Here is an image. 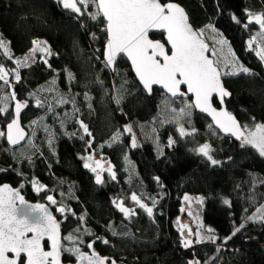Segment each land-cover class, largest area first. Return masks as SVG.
Wrapping results in <instances>:
<instances>
[{
  "label": "trees",
  "instance_id": "obj_1",
  "mask_svg": "<svg viewBox=\"0 0 264 264\" xmlns=\"http://www.w3.org/2000/svg\"><path fill=\"white\" fill-rule=\"evenodd\" d=\"M173 2L186 10L196 30L212 24L228 41L239 62L253 73L223 76L231 93L226 108L241 126H248L242 130L249 131L255 124L264 123V63L248 46L259 24L245 21L248 12L264 13V0ZM95 11L90 6L79 15L63 8L57 0H0V36L9 43L12 57L23 56L37 39L46 41L51 52L47 58H37L19 69L20 80L11 83L18 100L31 103L40 93L43 106L31 108L29 104L22 114L30 112L38 119L33 143L28 144L25 152L19 155L20 146L11 149L4 139L0 140V183L20 187L27 195L34 179L55 189L71 209L66 222L60 224L62 237L69 230L84 240L83 244L75 242L81 249L88 250L85 241L94 242L95 251L122 264H188L189 260L203 262L208 256L216 257L213 264H264V221L248 219L264 205V157L251 145L242 146V142H234L209 128L210 121L194 109L193 135L181 137L178 125L163 123L159 104L164 93L154 89L148 96L123 57L117 60L113 72L105 66V22L102 17L90 18L88 13ZM151 37L162 39L157 34ZM0 65H11L1 49ZM2 90L3 87L0 95ZM118 90L123 96L120 104L114 99ZM61 99L68 102L59 103ZM182 100L191 102L190 98ZM169 102L174 105L177 99ZM213 102L217 105L215 99ZM49 106L53 111L48 110ZM6 108L5 113H0L3 124L12 118L11 107ZM80 121L88 126L91 136L84 132ZM130 122L152 125L158 149L150 142L132 147V134L123 131ZM117 132L121 134L120 140L112 143ZM169 137L175 141L171 146ZM204 143L211 145V154L219 164L212 165L194 151ZM88 155L109 161L116 179L104 174L103 183L97 187L91 169L83 166L82 158ZM133 193L149 207L152 199L157 201L152 217L138 207L136 214L126 219L114 206V200L123 202L125 207L131 205ZM185 194L204 198L203 226L211 228L218 237L214 243L182 246L178 221ZM41 195L34 198H42ZM224 199L229 204H224ZM110 224L120 235H112ZM241 224L244 227L226 241L225 237ZM85 228L91 230V236L84 233ZM125 232L132 235L125 236ZM105 239L108 244L103 242ZM61 242L67 247L72 243L63 239ZM217 246L219 252L215 251ZM61 259L72 262L75 257L63 253Z\"/></svg>",
  "mask_w": 264,
  "mask_h": 264
},
{
  "label": "snow or ice",
  "instance_id": "obj_2",
  "mask_svg": "<svg viewBox=\"0 0 264 264\" xmlns=\"http://www.w3.org/2000/svg\"><path fill=\"white\" fill-rule=\"evenodd\" d=\"M59 3L62 4L63 8L79 15H83L90 6H94L96 11L88 13L90 18L92 20H97L99 17L104 19L106 26L102 31L107 33L104 48L106 67L114 64L118 54L126 55L128 60L131 61L132 68L144 89L151 93L153 85L162 86L165 92L164 101L166 105L174 98L187 97L188 93L192 94L194 99L191 102L184 100L182 102L183 107L179 108V110L171 108L172 119L165 121L166 123L175 122L178 125L177 131L181 137L190 136L196 132L195 128H192L191 132L186 131L184 124L181 123L185 118H188V123H191L192 109L196 108L211 115L216 126L224 132L231 133L237 139H241L242 146L251 145L258 151L260 156L264 157V123L255 124V130L248 131L245 134L242 127L247 129V125H239L231 113L223 108L218 111L212 106L213 94L219 96L220 103L223 105L224 97L230 96L231 93L221 83L222 73L218 68L219 60L214 61L205 54L209 46L201 39L203 30L197 31L193 28L189 22L187 12L180 4L173 2V0H167V2H162V0H59ZM81 6H83V11ZM232 18L239 23L234 15ZM253 20L260 25V35L264 36V13L253 14L248 12V23L250 24ZM247 26L248 24H245V27ZM205 27L213 32L216 31L212 24H208ZM152 31L165 34L164 41L151 39L150 32ZM255 39L253 37L252 40L248 41L249 48H252ZM46 43V41L33 40V48L30 49V55H34L37 51L51 55L50 49L42 46L46 45ZM218 43L224 45L227 41L220 40ZM0 49H3L5 54L11 55L9 43L2 36H0ZM229 53L235 57L230 48ZM256 54L264 62V48L258 50ZM212 55H216L215 51H213ZM29 59L30 56H25L22 60L18 59V67L28 66ZM231 67L233 71L223 73V75L253 74L243 64H237L235 59L232 61ZM10 71L15 70H5L3 66H0V81L8 84L7 77ZM20 78L17 72L15 79L19 81ZM69 78H72L71 73H69ZM98 82L103 84V81L98 80ZM182 85L186 86V92L181 90ZM2 87L0 85V89ZM121 89H123V85ZM119 92L120 90H118V95L114 97L117 104H120L123 99L122 94H119ZM7 98L0 97V104ZM85 98L90 100L87 94H85ZM11 99H16L15 92L11 94ZM67 102L64 99L59 101V103ZM36 103L38 107L43 106L42 101L39 99H37ZM88 106L91 109L90 103ZM25 107V102L18 101L15 105L14 117L10 123H7V133L0 131V137L6 135L7 142L10 145H18L25 139L24 129L20 126L19 120L21 110ZM48 110L53 111L51 106H49ZM6 111V107L0 106V113H5ZM74 111H79V109H74ZM40 119L42 120L43 118ZM37 123L38 121H32L34 125ZM80 126L86 134L92 135L83 121H80ZM43 127L45 131H48L47 125ZM61 127H63V122H61ZM211 127L212 125H209V128ZM123 131L132 133V125H125ZM120 135L119 132L115 133L112 137V143L119 142ZM81 138L83 139V137ZM51 143L52 141L50 140L49 144ZM174 143L175 141L172 137H169L168 145L171 146ZM89 145H91V141H89ZM131 146L138 147L134 134ZM194 151L206 157L212 165L220 163V161L213 158L211 154L213 150L208 143L200 145ZM82 159L85 160L83 166L90 168L92 172H97V169L104 170V165L99 160L95 161L96 167H92L89 163L93 159L91 156ZM107 171L111 179L115 180L116 173L111 166L108 167ZM156 179L158 180L159 178ZM32 183L33 188L38 192L45 187L36 180H33ZM96 183H103L99 173L96 175ZM47 200L51 204L57 203L51 195L47 196ZM131 200L140 209H143L148 217L153 216V208L157 203L155 199H152V207L144 203L135 193L132 194ZM184 200H194L197 204H200L203 203L204 198L200 196L190 197L185 194ZM17 201H19V205H26V207H19ZM223 203L229 204V201L224 199ZM113 204L123 213L126 219H131L136 214L134 209L125 207L123 202L117 203L114 200ZM56 211L64 213L66 206L57 207ZM79 219L83 221L84 217L81 216ZM248 219L264 220V208L257 209V213L248 217ZM184 227V225L180 226L182 234L181 244L183 247L188 248L193 241L183 238L185 236ZM243 227L244 224H241L235 228L230 236L225 237V240H230ZM109 229L112 231L113 236L120 235L111 224ZM75 231L80 232V229L76 228ZM207 231L208 235H203L199 231L196 232L197 239L195 243L199 244L204 241L214 243L218 239L216 235L212 234L213 230L211 228ZM84 233L89 236L92 235L91 230L87 228L84 229ZM191 234V230H189L187 235L190 236ZM123 235L131 236L132 233L125 232ZM45 238L49 242V250L47 251L42 245V241ZM62 239L73 241V246L67 247L63 245ZM96 239L100 240L102 238L97 237ZM77 240L80 244L84 243L81 237L73 236L72 234L61 237L60 224L47 206L44 204L27 205L18 189L12 188L8 184L0 185V264H61L63 253H69L74 256L77 264H83L85 261L87 264H106V261L111 259L100 256L93 249L94 242L87 244L89 249H93L91 254L81 251L79 247L75 246ZM103 242L105 244L109 243L106 239ZM215 251L219 252L220 247L217 246ZM215 259V256H208L203 262L200 260H189L188 264H213ZM111 264H116V261L111 260Z\"/></svg>",
  "mask_w": 264,
  "mask_h": 264
},
{
  "label": "rangeland",
  "instance_id": "obj_3",
  "mask_svg": "<svg viewBox=\"0 0 264 264\" xmlns=\"http://www.w3.org/2000/svg\"><path fill=\"white\" fill-rule=\"evenodd\" d=\"M57 1L59 2V0H57ZM199 30H203L202 38L209 44V47H210L209 55L214 59V61L219 60L218 68L220 69L222 76H225V75H223V73L233 71V68L231 67V63L234 59H235V62L237 64H241L236 56L233 57L229 53L230 45H229L228 41L224 38V36L216 28H215V30H216L215 32H213L211 29L206 28L205 26L198 29L197 31H199ZM260 32H261V30H260V25H259L258 31L255 34H253L252 37L250 38V40H252L253 37L256 38L255 41L253 42V45H252V49L254 50L255 53H257V51L260 50L261 48H264V36H261ZM4 40L7 42L6 39H4ZM37 40L44 41L42 39H37ZM220 40L227 41V43L224 45H221L220 43H218V41H220ZM42 46L47 47V45H42ZM32 48H33V44L28 49V51L21 57H12V55L9 56V55L4 53L3 49H1L2 52L4 53V55L8 59H10L11 65H10V67L4 66V65H0V66H3L5 68V70H15V71L9 72V75L7 77L8 84H5L4 81H2L3 90L1 92L0 97H8V98L5 99L2 102V104H0V106L11 107L12 103H14L16 101H21V102H25L26 106H28L30 104L31 108L38 107L36 101H37V99L40 98V96H41L40 93L36 94V96L31 100V103H29L28 100H24V99L23 100H18L17 98L11 99V94L13 93L11 90V83L16 81L15 76H16L18 70L25 67V66H19L18 67L17 60L18 59L22 60L25 56H30V59L28 61V65H30V64L34 63V61L37 58H47L49 56V54L42 53L40 51L35 52L34 55H30V49H32ZM213 51H215V53H216L215 56L212 55ZM231 52L233 53L232 50H231ZM182 102H183L182 99H177V103H175L174 105H172L170 102H168V104L166 105L164 99L161 100V102L159 104V116H160L163 123H166L165 121L172 119L173 113L170 112V109L175 108V109L179 110V108L183 107ZM29 113H26L22 116V125L24 127H27L26 130L29 129V136L26 139V141L24 142V144L22 145V147L20 146V149L17 152V154H19V155L26 151L28 144L33 143V132L34 133L36 132V124L35 125L32 124V121H37L38 119L33 118V115H31ZM190 121H191V123H188V118H185L184 120L181 121V123L184 124L186 131H190L193 128L191 117H190ZM173 123H175V122H173ZM128 125H132V133L131 134H132V136H133V134L135 135L136 143L138 146L143 142H150L155 146L156 150L158 149V146H159L158 145V139L156 136L155 129L152 125L146 124V123H137V122H134V123L130 122ZM4 127H5V124H3L0 121V131L5 132ZM254 130H255V128H253L249 131H254ZM247 132L248 131H245V134H247ZM1 139H4V136L0 137V140ZM89 156H91L93 158L91 161H89V163L91 164L92 167H96V164H95L96 160H99L100 163L104 165V170L97 169V172H92L94 174V177H96L97 173H99L102 176H104V174L110 175L109 172L107 171V169L109 166H111V168L113 170V167L109 161H107L106 159H104L103 157H100V156L88 155V157ZM18 188L21 190L20 187H18ZM56 188H58V187H56ZM23 194L26 197L27 194H25V193H23ZM34 195H41L42 198L41 197L39 199H37V197L34 198ZM49 195L53 196V198L57 201L56 204H51L47 200V196H49ZM187 195L190 197L200 196V195H193V194H187ZM184 196L181 199L182 205H181V209H180V218L178 221V223H179L178 224L179 225L178 230H179V233H181L180 226L184 225L185 227L183 229V232H184L185 236L183 238L191 239L193 241V243H195V241L197 239V237L195 235L196 232L199 231L203 235L209 234L207 229L203 226L202 203L197 204L194 200L193 201H185ZM26 198L28 200H31V201L44 202V203L48 204L51 207V209L53 210V213L56 216V219L59 222V224H61V222H64V221L66 222L67 215L70 214V212H71V209L66 204L65 197L62 195H58L57 191L55 189H52V188L44 187L41 191L38 192L33 188V185H32V188L30 189V194H28ZM116 202L119 203L118 201H116ZM133 202L128 207L131 209H134L136 212L138 206L136 205L135 202L134 203ZM60 206H66V211L64 213H60V212L56 211V208L60 207ZM114 206L116 207L115 204H114ZM261 208H264V205ZM182 209H183V211H182ZM258 221H264V220L258 219ZM189 230H191V233H192L190 236L187 235ZM68 234H71V233H69V230H68ZM68 234H66V235H68ZM70 242L73 243V241H70ZM85 242H86V244L92 243V242H87V241H85ZM208 242L209 241H204L202 243H208ZM72 243L69 244L70 247L73 246ZM202 243H199V244H202ZM195 244H197V243H195ZM75 246L79 247L80 249L82 248L81 246H79L77 244H75ZM81 251H88L91 253L93 251V249H89V248H88V250L81 249Z\"/></svg>",
  "mask_w": 264,
  "mask_h": 264
},
{
  "label": "water",
  "instance_id": "obj_4",
  "mask_svg": "<svg viewBox=\"0 0 264 264\" xmlns=\"http://www.w3.org/2000/svg\"><path fill=\"white\" fill-rule=\"evenodd\" d=\"M176 3V2H175ZM186 11V10H185ZM104 20V19H103ZM247 23H248V17L246 18V20H245ZM105 22V21H104ZM189 22H190V20H189ZM251 23H255V24H257L254 20L251 22ZM192 25V24H191ZM106 26V25H105ZM193 26V25H192ZM193 28L196 30V28L193 26ZM152 34H157V35H161L162 36V39H155V38H152L151 37V35ZM150 38L151 39H154V40H161L162 42L164 41V38H165V34H162L161 32H158V31H152V32H150ZM201 39L209 46V44L201 37ZM106 40H107V33H106ZM105 43H106V41H105ZM170 47V46H169ZM104 48H105V44H104V47H103V61H104ZM209 51H210V47L208 48V51L205 53L206 55H208L211 59H213L210 55H209ZM120 57H123V58H125V60L127 61V63H128V66H129V68H130V71H131V73H132V75H133V77H134V79H135V81L137 82V84L140 86V88L148 95V96H151L152 95V93H153V90L154 89H156V90H159V91H161L162 93H164L165 94V92H164V89L162 88V86L161 85H153L152 86V91H151V93H149L146 89H144L143 88V85L140 83V81H139V79H138V77L136 76V74H135V71H134V69L132 68V65H131V61L130 60H128V58L126 57V55H124V54H118V56H117V60L120 58ZM117 60L114 62V64L112 65V66H108V68H109V70L111 71V72H113L114 71V68H115V65H116V62H117ZM214 60V59H213ZM105 63V62H104ZM220 70V69H219ZM221 72V71H220ZM221 83L223 84V86H224V88L228 91V92H230L226 87H225V85H224V82H223V76L221 75ZM181 90L182 91H187V89H186V86H181ZM231 96V95H230ZM230 96H227V97H224V102H223V105H221V103H220V98H219V96L217 95V94H213V98H212V100H211V103H212V106L214 107V108H216L218 111L221 109V108H223L224 110H226L227 112H229L228 110H227V108H226V101L230 98ZM180 98H182V99H186V98H190V101H192L193 99H194V97L192 96V94L191 93H188V95H187V97H177V98H174V99H180ZM216 100V102H217V105H215L214 104V102H213V100ZM18 101H16V102H14V103H12V105H11V111H12V118L14 117V114H15V105H16V103H17ZM19 102H21V101H19ZM24 111H25V108H23L22 110H21V114H20V117H19V120H20V126L24 129V133H25V139L24 140H22L18 145H10L8 142H7V137H6V135L4 136V139H5V143L7 144V146L9 147V148H17V147H19V146H21L22 144H24V142L26 141V139H27V137H28V131L26 130V128L22 125V114L24 113ZM194 111L196 112V113H198V114H201V115H203L205 118H207L209 121H210V123H211V125H212V127L221 135V136H223V137H225V138H228V139H231V140H233L234 142H242L241 141V139H237V137L236 136H233L231 133H226V132H224L222 129H220L219 127H217L216 126V124H215V122L213 121V119H212V116L211 115H209L208 113H206V112H201L199 109H196V108H194ZM230 113V112H229ZM232 116L234 117V115L232 114ZM11 118V119H12ZM235 118V117H234ZM11 119L7 122V123H10L11 122ZM235 120L238 122V124L240 125V123H239V121L235 118ZM7 123L5 124V133H7ZM101 176V178H102V181L104 180L103 179V176L102 175H100ZM94 183H95V185L97 186V187H99L101 184H97L96 183V177L94 178ZM2 184H8V185H10L12 188H15V189H18L19 190V193H20V195L21 196H23L24 197V199H25V201L27 202V205H35V204H44L45 206H47L48 207V209H49V211L51 212V214L56 218V216L54 215V213H53V210L51 209V207L48 205V204H46V203H44V202H35V201H31V200H28L26 197H25V195L21 192V190L18 188V187H14L13 185H11L10 183H7V182H4V183H0V185H2ZM17 205L19 206V207H21V208H24V207H26V205H19V201H17ZM118 209V208H117ZM119 210V209H118ZM57 220V219H56ZM60 233H61V227H60ZM29 235H31V234H29ZM61 237H62V233H61ZM46 242H48L47 241V239L45 238V240L44 241H42V245H43V247H44V249L47 251V250H49V248H46L45 247V243ZM83 252H85V253H89V254H91L90 252H88V251H83ZM97 252V251H96ZM100 256H102V257H107V256H104V255H102V254H100L99 252H97ZM10 256H11V254H9ZM22 256H23V254H22ZM111 260H115V259H110V260H108V261H106V264H111ZM116 261V264H122L120 261H118V260H115ZM61 264H77V262H76V260H74V261H72V262H64V261H62V259H61ZM83 264H87V262L85 261V262H83Z\"/></svg>",
  "mask_w": 264,
  "mask_h": 264
},
{
  "label": "flooded vegetation",
  "instance_id": "obj_5",
  "mask_svg": "<svg viewBox=\"0 0 264 264\" xmlns=\"http://www.w3.org/2000/svg\"><path fill=\"white\" fill-rule=\"evenodd\" d=\"M119 203H120V202H119ZM128 208H129V207H128ZM45 244L47 245L46 248H49V242H46Z\"/></svg>",
  "mask_w": 264,
  "mask_h": 264
}]
</instances>
